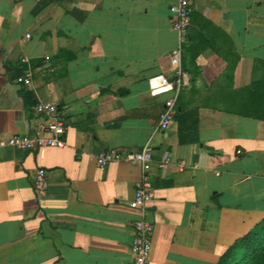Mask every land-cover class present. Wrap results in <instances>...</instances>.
<instances>
[{"label": "crops", "instance_id": "crops-1", "mask_svg": "<svg viewBox=\"0 0 264 264\" xmlns=\"http://www.w3.org/2000/svg\"><path fill=\"white\" fill-rule=\"evenodd\" d=\"M176 1L45 0L35 13L42 0H0V264H131L140 170L99 168L105 150H152L151 264H217L264 218V0H192L187 46L200 74L184 72L159 132L169 94L150 96L147 80L174 75ZM23 58L29 87L16 82ZM39 102L56 104L65 147H8L33 135Z\"/></svg>", "mask_w": 264, "mask_h": 264}, {"label": "built area", "instance_id": "built-area-1", "mask_svg": "<svg viewBox=\"0 0 264 264\" xmlns=\"http://www.w3.org/2000/svg\"><path fill=\"white\" fill-rule=\"evenodd\" d=\"M193 11L192 0H177L175 4L169 7L171 30L178 35V46L170 53L174 75L172 78H167L159 74L147 80L150 96L169 94L158 116L156 131L159 132L166 131L173 121L175 105L180 91L187 85L189 79L188 75L182 71L181 58L182 46L189 37ZM20 62L27 68L23 76L16 78V82L24 87H29L32 71L27 59L23 58ZM34 113L40 118V123L34 129L33 135H15L6 141V145L22 152L47 148H64L66 145V123L56 104L39 102L34 107ZM153 159V153L149 145H145L139 150H105L95 158L96 165L99 168H105L113 163H131L139 167L140 177L135 185L133 199L129 203V208L139 213L138 219L133 223V241L130 247L131 264H151L149 256L153 226L146 214L148 205L152 200L150 180ZM169 164L170 159L166 158L158 162V167L165 169ZM47 188L46 173L43 169H38L33 189L37 194L44 195Z\"/></svg>", "mask_w": 264, "mask_h": 264}, {"label": "trees", "instance_id": "trees-1", "mask_svg": "<svg viewBox=\"0 0 264 264\" xmlns=\"http://www.w3.org/2000/svg\"><path fill=\"white\" fill-rule=\"evenodd\" d=\"M45 0L37 7L35 13L41 11L45 7ZM189 37L186 43L182 46V71L188 72L192 77H197L200 73L195 67V58L199 53H192V49L187 46ZM185 52L190 56L188 64L194 66V72L186 68ZM257 87H262V82L252 83V92ZM217 264H264V218L257 223L246 235L238 238L219 258Z\"/></svg>", "mask_w": 264, "mask_h": 264}]
</instances>
